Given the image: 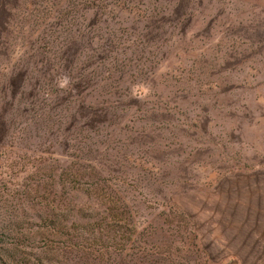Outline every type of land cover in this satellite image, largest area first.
Wrapping results in <instances>:
<instances>
[{
	"label": "rangeland",
	"instance_id": "1",
	"mask_svg": "<svg viewBox=\"0 0 264 264\" xmlns=\"http://www.w3.org/2000/svg\"><path fill=\"white\" fill-rule=\"evenodd\" d=\"M102 220L107 264H264V0H0V263Z\"/></svg>",
	"mask_w": 264,
	"mask_h": 264
},
{
	"label": "trees",
	"instance_id": "2",
	"mask_svg": "<svg viewBox=\"0 0 264 264\" xmlns=\"http://www.w3.org/2000/svg\"><path fill=\"white\" fill-rule=\"evenodd\" d=\"M113 209L110 208V210ZM122 221L120 216L114 221L116 227L114 232L123 229ZM106 227L107 225L104 224L103 220L93 223L89 227L77 225L76 230L79 235L73 245L76 250L77 264H107L106 262L110 260V254L116 256L122 253L124 247L121 243L123 236H108L102 233ZM88 233L90 235L86 236Z\"/></svg>",
	"mask_w": 264,
	"mask_h": 264
}]
</instances>
